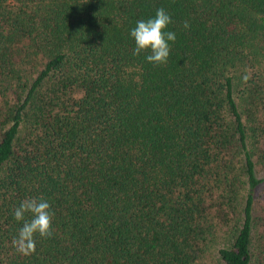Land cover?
I'll list each match as a JSON object with an SVG mask.
<instances>
[{
    "label": "trees",
    "instance_id": "obj_1",
    "mask_svg": "<svg viewBox=\"0 0 264 264\" xmlns=\"http://www.w3.org/2000/svg\"><path fill=\"white\" fill-rule=\"evenodd\" d=\"M161 7L154 67L129 33ZM0 264H264V0H0Z\"/></svg>",
    "mask_w": 264,
    "mask_h": 264
},
{
    "label": "clouds",
    "instance_id": "obj_2",
    "mask_svg": "<svg viewBox=\"0 0 264 264\" xmlns=\"http://www.w3.org/2000/svg\"><path fill=\"white\" fill-rule=\"evenodd\" d=\"M172 22L170 14L163 7L156 9L154 17L138 20L129 33L135 43L132 54H143L154 67L166 66L171 50L169 42L176 40L174 32L166 31ZM189 26L187 20L183 22L185 29ZM242 79L246 82L249 76L245 75ZM13 215L17 222H22L18 234L12 239V245L21 255L28 256L35 252L37 236L47 239L54 234L52 221L55 213L43 196L22 200Z\"/></svg>",
    "mask_w": 264,
    "mask_h": 264
}]
</instances>
